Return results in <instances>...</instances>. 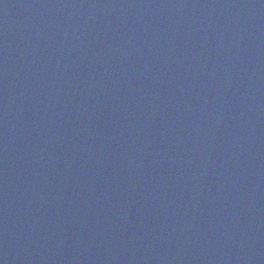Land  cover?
I'll return each instance as SVG.
<instances>
[{
    "label": "water",
    "instance_id": "water-1",
    "mask_svg": "<svg viewBox=\"0 0 264 264\" xmlns=\"http://www.w3.org/2000/svg\"><path fill=\"white\" fill-rule=\"evenodd\" d=\"M0 264H264V0H0Z\"/></svg>",
    "mask_w": 264,
    "mask_h": 264
}]
</instances>
